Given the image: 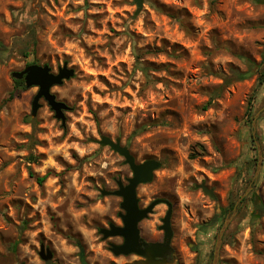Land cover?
<instances>
[{
    "label": "rangeland",
    "instance_id": "1",
    "mask_svg": "<svg viewBox=\"0 0 264 264\" xmlns=\"http://www.w3.org/2000/svg\"><path fill=\"white\" fill-rule=\"evenodd\" d=\"M0 42V264H81V247L87 264H140L110 251L121 238L100 234L121 225L123 212L120 197L101 191L133 175L102 136L121 139L139 163L162 162L138 187L140 205L169 200L183 264H211L227 217L215 215L256 172L257 159L252 169L246 162L258 157L252 119L264 107V2L143 0L139 9L134 0H0ZM34 63L75 71L51 89L69 106L64 124L43 99L26 120L38 87L15 90L12 73ZM257 139L260 200L240 206L218 264H264V213L251 216L264 206V111ZM166 211L157 205L142 230L160 235ZM41 244L52 260L40 258Z\"/></svg>",
    "mask_w": 264,
    "mask_h": 264
},
{
    "label": "water",
    "instance_id": "2",
    "mask_svg": "<svg viewBox=\"0 0 264 264\" xmlns=\"http://www.w3.org/2000/svg\"><path fill=\"white\" fill-rule=\"evenodd\" d=\"M259 1L261 3L264 2V0ZM134 2L139 9L143 7V0H134ZM74 74V69L69 68L67 63L60 67L57 73L54 72L51 66L48 64L42 65L36 63L27 65L21 71L13 72V80H24L25 86L27 88L38 87V91L32 100V112L26 117V120L30 121L37 115V112L42 105L40 101L43 99L54 112L56 119L61 120L64 124L66 120L65 111L69 109V106L65 102L59 100L56 94L51 91V89L54 86L63 85V83L66 80L72 78ZM263 111L264 107L256 112L252 119V137L254 138L258 151L255 175L245 191L236 200L232 213L225 218L217 234L213 260L211 264L219 263L224 234L234 217L237 215L238 209L242 205V201L252 192L256 183V179L261 172L263 166V151L261 143L257 139V121ZM99 143L101 146L110 147L113 151L122 156L125 164L130 167L133 173L132 177L127 178L126 184L122 179H117V188L115 190L101 191L103 196L120 197L122 199L120 208L123 211L119 213L122 225L110 223L108 227L101 228L100 234L102 235V239L107 240L116 237L123 238V243H110L109 245L110 251L115 256H128L136 253L148 259V264L159 263L160 258H163V253H157L156 250L158 248L167 249L171 247V241L174 235L172 227L173 204L166 199H155L147 207L141 208L139 205L140 199L138 197L137 189L140 185L150 183L153 180L154 172L161 168L162 162L155 159H149L141 163L137 162L129 147L123 145L121 139L119 138L113 140L109 136H102ZM199 188H201L203 193L208 195L211 199L217 198L214 190L209 188L205 183L199 185ZM254 197V205H257L260 200L259 195L255 193ZM161 203H165L167 205L166 214L161 220V229L164 232V242L148 243L141 237L139 224L144 219H147L149 215L154 212L155 207ZM84 252V248H80V256L83 259ZM39 256L43 261L48 262L54 258V253L49 247H46L45 244H41Z\"/></svg>",
    "mask_w": 264,
    "mask_h": 264
},
{
    "label": "trees",
    "instance_id": "3",
    "mask_svg": "<svg viewBox=\"0 0 264 264\" xmlns=\"http://www.w3.org/2000/svg\"><path fill=\"white\" fill-rule=\"evenodd\" d=\"M32 37H33L34 43H36V42H35L34 33H33V36H32ZM5 51H6V47H5V45H4L2 42H0V60L2 59L3 54H4ZM251 63H252V65H256V63H255L254 61H251ZM139 66H140V69L144 72V74L147 75V77H148V72H149V70H150V67L145 66V64L142 63V62L139 63ZM238 77H239L240 79H245V78L247 77V73H239V74H238ZM260 81L263 82V74H261V76H260ZM14 84H15V90H19V89H24V88H25L24 80H14ZM15 95H16V93H15L14 91L11 92V94H10V96H9V98H8L7 101H10L11 99H13V98L15 97ZM253 98H254V96L251 97V99H250L249 102H248L247 113H248L250 119H251L252 116H253V112H252ZM250 119H249V120H250ZM256 159H257V158L255 157V158H251V159L247 160L246 164L248 165V167H249L250 169L255 168V165H256ZM230 165H237V164L234 162V163H231ZM44 179H45V178H38L39 183H42V182L44 181ZM254 195H255V192L252 191V192L248 195V197L245 198V199L242 201V204H244L248 199H253L252 201H253V203H254V202H255V197H254ZM235 202H236V199H235V198H233V197H229V205H228L226 208L221 209L220 213H217V214L215 215V218H217V217H219V216H221V215H222V216H228L230 213H232L233 208H234V206H235ZM238 210H240V207H239ZM257 211H258V212H257ZM263 213H264V206L261 205V206H259V207H256V208L251 212V216H252L253 218L259 219Z\"/></svg>",
    "mask_w": 264,
    "mask_h": 264
},
{
    "label": "flooded vegetation",
    "instance_id": "4",
    "mask_svg": "<svg viewBox=\"0 0 264 264\" xmlns=\"http://www.w3.org/2000/svg\"><path fill=\"white\" fill-rule=\"evenodd\" d=\"M161 204H163V203H161ZM139 205H140V202H139ZM147 206H141L140 205L141 208H145ZM161 220H162V218H161ZM141 222H140V224H141ZM140 224H139L140 233H141V237L144 239V241H146L148 243H163L164 242V232L161 229L162 222H161L160 225L157 226V232L160 233V235H158L156 237L150 236L149 235L150 232L147 235L142 230V228L140 227ZM172 227H173V225H172ZM173 231H174V229H173ZM173 239H174V235H173ZM173 239L171 241V247H169L167 249H165V248H158L156 250L157 253H163V258H160V262L159 263H156V264H183L184 263V261L182 260V256H181V254L179 252V249L176 247L175 243H173ZM121 240H122L121 243H123V241H124L123 238H121ZM131 255H133V256H135V257L138 258V260H135V261H139L138 263H140V264H148V259H146V258H144V257H142V256H140V255H138L136 253L131 254ZM131 255H128V256H131ZM79 259H80L81 264H87L86 261H85V252H84V259L81 258L80 253H79ZM156 260H158V259H156ZM83 261H84V263H83Z\"/></svg>",
    "mask_w": 264,
    "mask_h": 264
}]
</instances>
